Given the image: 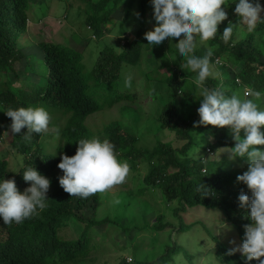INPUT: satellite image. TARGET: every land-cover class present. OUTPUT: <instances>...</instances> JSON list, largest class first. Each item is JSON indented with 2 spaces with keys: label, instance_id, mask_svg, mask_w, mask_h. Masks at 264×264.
<instances>
[{
  "label": "trees",
  "instance_id": "1",
  "mask_svg": "<svg viewBox=\"0 0 264 264\" xmlns=\"http://www.w3.org/2000/svg\"><path fill=\"white\" fill-rule=\"evenodd\" d=\"M122 1L124 0H84L87 5L84 11L85 28L91 32V39L100 43L107 23ZM30 2L31 0H0V135L8 132L10 148L23 156L21 165L34 166L50 180L46 194L49 200L45 209L22 223L5 225L0 219V264H87L88 252L97 249V246L99 250L100 243L97 241L96 245L92 241L95 233L93 228L105 223L112 224L113 220L108 217L97 218V213L94 217L86 218L84 211L92 202H100V194L97 192L84 199L70 196L59 185V177L63 173L57 167L61 154H75L76 140L93 135L109 139L115 145L118 159L127 161L133 171L140 170L143 165L146 171L139 179L143 189H157L167 204L176 206L173 213L177 217L186 208L194 206L220 207L236 226L242 240L244 225L250 223V220L245 218L247 209L238 206V196L242 191L248 192V189L236 177L247 170V163L241 168L231 169L233 161L227 162L224 156L219 162L215 159L204 160L188 156L195 141L193 131L201 133L207 147L213 151L234 147L235 141L228 127L207 125L193 128V122L199 120L196 111L199 100L193 93L195 86L192 84L195 73L187 68L182 69L172 60L173 54L181 65L183 63L177 55L175 41L170 45L166 38L153 48L147 45L144 33L152 30L156 23L150 0H126L124 16L116 18L119 25L118 37L123 41L121 50L117 51L110 44H104L97 50L96 58L88 70L83 51L52 38L46 40L43 35L36 34L39 30L36 27L29 29ZM259 2L262 4L264 0ZM222 7L227 9L228 18L218 25L216 37L209 40L207 46L214 49L210 58L211 65H217L216 59L219 58L225 76L224 79L219 76L210 79L207 85H219L226 90L227 95L244 86L264 91V32L257 36L264 27V22H260L253 31L242 37H237L240 32L234 31L235 45L232 46L231 41L226 44L220 39V34L229 22L235 28L238 15L234 12V3L229 2ZM132 14L136 19L131 22ZM127 29H132L133 34L126 35ZM25 33L28 36H23ZM21 36H32L33 44L37 48L36 54L26 55L21 50ZM81 41L87 44L86 40ZM205 51L206 48L200 46L194 54L203 56ZM150 58L154 59V64L145 70L146 98L153 94L156 99V92L149 81H158L156 77L159 72L166 70L168 74L161 83L168 88L166 95L170 97L165 100L156 117L155 110L152 114L162 129L172 134V140L149 134L152 145L143 147L139 144L140 136L130 133L122 126V113H136L143 106L138 93L125 86L121 71L124 65L139 66ZM23 59L25 66H28L26 78L22 79L18 89H14V82L7 76V72H13L19 78L18 67L14 65L20 64ZM39 64L44 67L42 72L36 70ZM187 85L193 88L188 104L191 108L181 110L172 99L181 95L183 87ZM259 104L264 107V101ZM116 105L120 112L119 118L104 121L100 127L92 126H96L95 121L90 125L86 124L91 114L106 110L101 113L104 114ZM21 106H43L47 109L50 114L49 127H54L55 130L47 133L44 131L42 135L55 144L52 151L44 150L41 134L34 133L30 140L25 141L22 136L27 131L26 127L20 133L11 132V118L3 110ZM141 111L144 113L143 108ZM61 119L64 124L60 123ZM261 131L264 132V126H261ZM253 147L264 149V146ZM21 165L11 171L8 169V161L0 159V177L14 179L18 190L23 191L30 186V182L23 180ZM205 189L208 195H203ZM77 224H82L81 230L77 229ZM168 224L170 223L166 221L165 214L158 213L150 227L158 233L167 229ZM172 225V231L183 226L181 221ZM68 227L72 230L74 228L79 233L78 236L66 234L64 230ZM218 246L216 255L222 262L245 264L239 252L229 254V250L233 248L223 242H219ZM180 248L181 245L174 243L153 263L133 258L129 262L123 256L118 264H165ZM248 264H258V261L253 260Z\"/></svg>",
  "mask_w": 264,
  "mask_h": 264
},
{
  "label": "clouds",
  "instance_id": "2",
  "mask_svg": "<svg viewBox=\"0 0 264 264\" xmlns=\"http://www.w3.org/2000/svg\"><path fill=\"white\" fill-rule=\"evenodd\" d=\"M229 2L235 4L234 12L238 15V22L235 28L233 23L229 22L220 34V39L226 44L231 41V45L234 46L236 42L233 39L234 31L251 32L258 23L264 22L261 18L264 7L259 0H150L153 19L156 23L152 30L144 33V38L148 42L147 45L152 48L160 45L166 38L170 45L175 41L177 55L183 60L182 69L187 68L195 73L192 84L195 86L193 93L199 100V107L196 109L199 120L193 122V128L212 125L230 129L235 141L234 147L218 148L209 159L215 158L220 161L222 153H229V159L232 160L237 157L247 159V170L236 179L248 189V192L242 191L239 194L238 206L247 209L245 218L250 220V223L244 225L241 244L230 249L229 254L239 252L245 264L253 260L258 261V264H264V149L253 147L264 146V132L261 131V126H264V107L258 103V101H264V91L244 86L239 92L234 91L231 95H227L226 90L221 86L207 85V81L217 75L210 64L214 49L208 47L207 42L216 37L218 25L228 18L222 5H227ZM20 46L24 52L21 43ZM200 46L206 48L203 56L194 54ZM23 60L25 62V59ZM216 62L222 65L219 58ZM41 69L44 70L42 65L36 67L37 71ZM131 80V75L125 78L126 87L130 86ZM3 111L7 117L11 118L9 127L13 134L20 133L21 129L26 127L27 131L22 136L25 141L30 140L34 133L41 135L44 131L47 133L50 114L43 106H21ZM97 115L91 114L86 124L90 125L94 121L93 117ZM92 126L95 127V125ZM8 137L10 138L8 132L0 135V138L5 141ZM193 138L196 143H203L201 135L196 131H193ZM40 139L43 144L44 140H47L43 135ZM49 142V147L55 145ZM76 143L75 154L72 156L61 154L57 165L63 173L59 177V185L65 192L72 197L84 199L124 182L129 172V164L125 160L118 159L115 145L109 139L93 135L80 138L76 140ZM43 147L44 150L49 148L45 144ZM206 152L213 153V150L207 147ZM188 156L209 160L206 156L199 157L198 153L194 155L191 151ZM0 159L8 161L7 157H0ZM21 167H23L21 172L23 180L30 182V186L23 191L18 190L14 179L0 177V219L5 225L22 223L38 211L45 209L49 200L46 194L50 180L39 173L34 166L21 165ZM203 195H208L207 189ZM220 221L215 227V235L229 227L222 220ZM181 244L187 246L184 239L181 240ZM173 259L174 264H184L180 255Z\"/></svg>",
  "mask_w": 264,
  "mask_h": 264
},
{
  "label": "rangeland",
  "instance_id": "3",
  "mask_svg": "<svg viewBox=\"0 0 264 264\" xmlns=\"http://www.w3.org/2000/svg\"><path fill=\"white\" fill-rule=\"evenodd\" d=\"M126 4L127 2L124 0L117 7L113 17H111L106 25L105 34L101 38L100 43L91 39V32L85 28L86 13L84 11L87 5L84 0H31L28 10L30 18L28 26L30 30L34 27L37 30L39 29L36 34L43 35L46 40L52 38L59 43H64L79 51H83L85 61L87 62L86 70H88L96 58L97 50L104 44H110L117 51L121 50V43L123 41L121 42L118 37L119 25L116 18L119 19L124 16L125 8L123 7ZM261 6L264 7L263 2ZM224 10L226 11L227 9L224 8ZM261 18L264 19V12L261 13ZM130 19L132 22L136 17L132 14ZM262 31L264 32V27L261 28L260 33H257L258 37L262 35ZM125 32L127 35L133 34L134 31L127 29ZM247 32L246 30L242 31L237 37H242ZM23 36L20 38V43L24 47V52L31 55L36 54V45L34 44L30 47L33 43V35L31 38ZM83 39L87 41L86 45L81 41ZM171 56L174 63L181 66L176 56H173V54ZM153 62L154 59L150 58L139 66L124 65L121 71L124 79L128 75H131L132 80L129 87L138 93L139 100L143 106L141 107L144 109V113L141 111L142 108H139L136 113L126 112L124 115L122 113V126L130 133L140 136L139 144L143 147L152 145V139L148 137L149 134H153V136L157 135L160 139L172 140V134L168 130L162 129V126L154 119V115L156 117L159 114L160 109L165 104V100L170 97L166 95L169 92L168 88L164 87L163 83H161V80L168 74L166 70L159 72L156 77L158 81H149L151 88L156 92V99H154L155 95L153 94L149 96L150 98L148 97L149 99L146 98L145 85L147 82L145 70H148L150 65L154 64ZM212 66L214 72L217 73L216 77L223 78L225 76L224 67L218 64H212ZM17 67L20 75L19 78L13 72H7V76L14 82V89L20 87L22 79L26 76L25 73L28 66H25L23 60L22 64H19ZM40 71L42 72L43 69ZM30 76L33 75L30 74ZM191 91H193V88L187 85L183 87L181 95L172 99L179 105L181 110H190L191 107L188 104L190 103L189 96ZM125 102L123 101V103ZM262 102L258 101V103ZM154 110L155 113L153 115ZM105 111L100 110L96 112V114H100L93 117L96 123L95 127H100L101 122L120 117L117 105L111 111L101 114ZM60 122L63 124L64 120L61 119ZM49 130L55 129L48 126L46 131ZM199 134L201 135V133ZM143 135L145 136L142 137ZM201 137L203 143L198 144L194 141L191 152L194 155L198 153V155L210 158L216 153L217 149L213 153H207L206 141L203 135ZM9 139L8 137L7 141L5 139L3 141L0 140V157H7L9 169L16 170V167L23 163V156L18 151L10 148ZM44 144L46 147L50 146V142L47 140H44ZM53 149L54 146H51L46 148L45 151L49 152ZM229 155V153H222L220 159L224 156L227 162L233 161L231 169L241 168L247 163L245 157H237L232 160L229 159ZM140 167V170L136 172L129 168L124 182L113 185L104 192H98L100 194V202L97 204L92 202L86 207L84 211L86 218L94 217L93 215L97 213V218L108 217L110 220H113L112 224L105 223L93 228V232L95 231V233L92 241L96 245L98 241L100 246L99 250L97 246V249H91L88 252L87 258L89 260L87 264H118L123 256L127 257L129 262H132L131 258H133L137 261L141 260L153 263L163 251L169 248V246H173L174 243L181 245V248L165 264H174L173 258L177 255L182 256L184 264H228L222 262L216 255V249L218 252L220 246H218V243L223 242L229 248H235L241 244L242 240L236 226L230 222L222 209L220 207L208 208L202 205L194 206L186 208L185 212L177 217L173 213V208L176 206L172 203L167 204L157 189L149 187L146 190L143 189L144 187H142L139 179L144 175L146 169L143 165ZM158 213H164L166 221L170 224H168V228L163 232L156 233V230L150 227V225L152 226ZM220 220L229 227L222 230L220 234L215 235V227L221 222ZM178 221H181L183 226L177 231H172V223H178ZM77 229L81 230L82 224H77ZM64 231L66 234H71L74 237H77L79 234L75 232L74 228L72 230V228L68 227ZM182 239L187 242V246L181 244Z\"/></svg>",
  "mask_w": 264,
  "mask_h": 264
}]
</instances>
